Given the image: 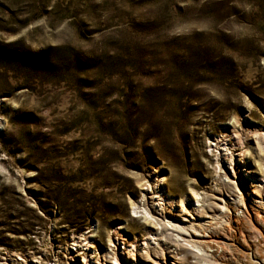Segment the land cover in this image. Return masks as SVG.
<instances>
[{
    "label": "rangeland",
    "instance_id": "obj_1",
    "mask_svg": "<svg viewBox=\"0 0 264 264\" xmlns=\"http://www.w3.org/2000/svg\"><path fill=\"white\" fill-rule=\"evenodd\" d=\"M259 128L264 0H0V263L144 242L154 177L220 202L236 160L264 172ZM259 213L231 217L222 264H264Z\"/></svg>",
    "mask_w": 264,
    "mask_h": 264
},
{
    "label": "bare ground",
    "instance_id": "obj_2",
    "mask_svg": "<svg viewBox=\"0 0 264 264\" xmlns=\"http://www.w3.org/2000/svg\"><path fill=\"white\" fill-rule=\"evenodd\" d=\"M253 131L261 142L264 141V133L259 132L260 128ZM260 140L258 146L263 156L264 145H261ZM258 161L261 164L263 157ZM237 162L236 160L234 163L235 170H231L230 173L247 172L248 178L240 175V179H237L238 177L233 179L229 172V174L225 172L223 178L225 192H221L228 195L225 197L222 194L221 197H217L220 202L213 200L215 193L201 194L195 190H191L192 199L185 197L178 202L166 190L165 176L161 177L158 174L154 181L142 189L140 202L132 205L133 212L143 215L149 225V235L144 242H138L140 244L138 246L137 239L128 243L117 241L101 256L93 258V253L90 252L93 245L87 241V244H83L87 246L89 254L83 262L76 261L75 264H169V260L172 264H222L219 248L222 244L221 239H228L225 235H233L228 225L231 217H246L250 220L249 217L253 213V217L261 220L262 214L259 211L264 213V172L258 176L252 166L247 164L245 157L239 160V164ZM262 164L264 171V161ZM215 232L218 234L222 232L218 240L205 239L210 233ZM86 239L75 240L72 243V250L76 251V247ZM224 239L223 243L228 244ZM228 253L227 250L223 252L224 264L228 261Z\"/></svg>",
    "mask_w": 264,
    "mask_h": 264
},
{
    "label": "trees",
    "instance_id": "obj_3",
    "mask_svg": "<svg viewBox=\"0 0 264 264\" xmlns=\"http://www.w3.org/2000/svg\"><path fill=\"white\" fill-rule=\"evenodd\" d=\"M20 22H21V21H20ZM25 22H26V21H23V22H22V24H24ZM211 68H212L211 70H212V71H214V69H213V67H212V66H211Z\"/></svg>",
    "mask_w": 264,
    "mask_h": 264
}]
</instances>
